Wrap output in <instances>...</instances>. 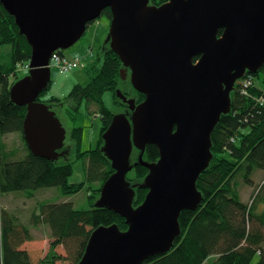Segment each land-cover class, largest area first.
Returning <instances> with one entry per match:
<instances>
[{
  "label": "water",
  "instance_id": "water-1",
  "mask_svg": "<svg viewBox=\"0 0 264 264\" xmlns=\"http://www.w3.org/2000/svg\"><path fill=\"white\" fill-rule=\"evenodd\" d=\"M32 48L28 74L10 89L11 103L26 108L23 136L35 157L66 159L67 132L53 107L38 101L51 83L50 61L76 45L88 26L110 9L106 45L130 71L137 104L121 90L129 113L114 114L101 151L114 173L96 208L126 220L93 231L78 264H144L172 251L182 235L180 217L197 211L200 176L213 160L212 135L232 110V93L247 75L264 69V0H0ZM223 31L220 35V31ZM149 146L159 160L148 162ZM139 151L133 164L134 150ZM148 169L142 183L127 175ZM148 191L135 207L136 189Z\"/></svg>",
  "mask_w": 264,
  "mask_h": 264
},
{
  "label": "trees",
  "instance_id": "trees-1",
  "mask_svg": "<svg viewBox=\"0 0 264 264\" xmlns=\"http://www.w3.org/2000/svg\"><path fill=\"white\" fill-rule=\"evenodd\" d=\"M167 2L151 0V4L158 7ZM103 14L112 19L110 9ZM222 33L221 30L220 35ZM31 54L32 48L20 35L14 18L0 5V194L26 191L32 198L40 189L57 187L63 197H69L79 193L85 184L69 183L73 166L68 159H64L66 163L59 164L32 155L23 136L27 110L11 103L10 89L19 80L18 69L28 65ZM86 68L92 73L88 84L74 86L64 99L50 97L38 101L52 107L67 103L76 111L85 102L88 105L94 103L100 109V140L95 149L78 152L77 155L79 159L88 160L90 180L100 182V186L94 189V195L90 196V209L77 210L69 202L42 204L41 213L34 215L31 226L22 225L16 216L0 209V264H78L94 230L115 224L122 231L128 229L125 219L95 206L103 184L114 173L111 162L101 151L104 144L102 136L114 116L104 102V95L111 92L114 101L127 108L116 96L123 66L108 47L101 62L95 61ZM248 76H252L253 85L243 92L237 84L231 95L232 110L221 117L212 135L213 160L197 183L203 194L201 206L197 211L182 213V235L172 251L151 258L144 264H205L213 256H217L215 264H264V209L258 211L259 206L264 205V182L251 205L242 201L238 184V180L242 179L247 185H252V176L257 171L264 172V78L261 84H257L259 73ZM12 78L14 82H11ZM144 99L145 96L138 92L136 101L140 103ZM18 133L25 149L22 157L18 149L9 150L4 142L6 135ZM82 133L81 128L72 132L71 137L77 147L81 145ZM138 155L139 151L135 149L133 164ZM159 157L155 146H149L144 154V160L151 163L158 161ZM148 172L147 168L134 165L127 180L132 184L142 183ZM147 194V190L137 188L134 206L141 205ZM257 224L263 226L260 227L263 230L256 227ZM39 225L51 230L53 240L46 257L34 263L26 246L32 241L31 228ZM59 247L65 250L66 256L58 252Z\"/></svg>",
  "mask_w": 264,
  "mask_h": 264
},
{
  "label": "rangeland",
  "instance_id": "rangeland-1",
  "mask_svg": "<svg viewBox=\"0 0 264 264\" xmlns=\"http://www.w3.org/2000/svg\"><path fill=\"white\" fill-rule=\"evenodd\" d=\"M110 26L111 18L107 14H103L99 19L88 26L86 34L76 45L63 51L66 58L69 60L78 58L86 63V67L95 61L101 62ZM28 71L29 69L27 67L23 65L20 66L17 72L19 80L24 78L28 74ZM91 78L92 73H90L87 68H79L68 73H63L53 64L51 66L50 87L47 94L42 97L41 100L44 101L50 97L64 99L69 95L74 86L86 85L90 82ZM263 78L264 69L259 72V77L256 78L257 84H261ZM14 81L15 79L12 78L11 82ZM118 89L125 94L127 93L129 99H137L138 92L133 88L128 74L126 81L122 80ZM104 102L114 114L118 115L125 112V107L114 101L111 92H107L104 95ZM52 110L56 113L67 132L65 141V148L68 149L69 152L67 161L72 163L73 166V174L69 177V183H83L85 187L79 193L69 197H63L57 187L40 189L35 192L32 198L28 197L26 191H14L0 194V209L9 211L10 214L18 218L19 223L25 226H31L34 215L41 213L40 207L42 204L51 205L69 202L72 203L77 210L90 209V196L92 194L94 195V189L100 186V182L90 180L89 178L88 160L83 158L79 159L77 157L78 152H87L95 149L100 140L102 115L98 105L94 103L88 105L85 102L80 110L76 111L73 106L65 103L62 106H58V104L55 105ZM76 128H81L83 130L80 147H77L71 137L73 130ZM4 142L7 144L9 150L18 149L20 157L25 154L24 144L19 133L6 135ZM58 162L59 164H64L66 160L60 159ZM252 181V185H247L242 179L238 180L241 199L249 205L252 204L253 198L264 182V172L257 171L252 176ZM258 209L259 212L263 211L264 205L261 204ZM256 227L263 228L260 224H257ZM262 228L260 229L263 230L264 228ZM38 229V238L43 239V241L49 238V241H41L39 244L29 242L27 244L26 247L30 251L34 263H38L46 257L52 241L50 238L51 230L47 226L39 225ZM58 252L66 256V252L63 248L59 247ZM216 259L217 256H213L209 258L205 264H215ZM255 262H258V260Z\"/></svg>",
  "mask_w": 264,
  "mask_h": 264
},
{
  "label": "built area",
  "instance_id": "built-area-1",
  "mask_svg": "<svg viewBox=\"0 0 264 264\" xmlns=\"http://www.w3.org/2000/svg\"><path fill=\"white\" fill-rule=\"evenodd\" d=\"M53 64H55L56 67L60 69L63 73H68L79 68H86V63H84L82 60L78 58L74 60H69L64 54H61L60 51H57L53 54L50 61V67ZM25 67L28 68V65H26ZM238 84L242 87L243 92H245L248 88L253 85V78L252 76L245 77Z\"/></svg>",
  "mask_w": 264,
  "mask_h": 264
},
{
  "label": "crops",
  "instance_id": "crops-1",
  "mask_svg": "<svg viewBox=\"0 0 264 264\" xmlns=\"http://www.w3.org/2000/svg\"><path fill=\"white\" fill-rule=\"evenodd\" d=\"M38 226L37 227H32L31 228V236H32V243H36V244H39L41 241L42 242H45V241H49V238H46L45 241H43V239L41 238H38L39 236L37 235L38 234ZM48 234V233H47ZM49 236V235H48ZM50 238L52 239V236H51V233H50ZM53 240V239H52ZM52 242V241H51Z\"/></svg>",
  "mask_w": 264,
  "mask_h": 264
},
{
  "label": "flooded vegetation",
  "instance_id": "flooded-vegetation-1",
  "mask_svg": "<svg viewBox=\"0 0 264 264\" xmlns=\"http://www.w3.org/2000/svg\"><path fill=\"white\" fill-rule=\"evenodd\" d=\"M106 48H108V45H105V48H104V50H106ZM128 75L130 76V71L128 72ZM126 79H127V77H126ZM126 79L125 80H123V81H126ZM117 90V89H116ZM44 95L45 94H43V95H41V97H40V99L42 98V97H44ZM127 96V95H126ZM128 97V96H127ZM136 100V99H135ZM137 102V101H136ZM137 104H138V102H137ZM130 111H129V108H128V106H127V108H125V112H123V113H129ZM65 150H66V148H64ZM67 159V158H66Z\"/></svg>",
  "mask_w": 264,
  "mask_h": 264
}]
</instances>
